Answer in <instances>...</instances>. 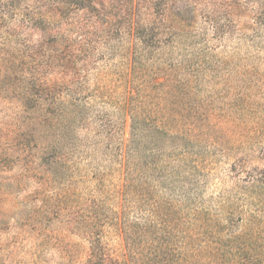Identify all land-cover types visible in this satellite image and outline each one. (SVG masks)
Returning <instances> with one entry per match:
<instances>
[{
	"label": "rangeland",
	"instance_id": "rangeland-1",
	"mask_svg": "<svg viewBox=\"0 0 264 264\" xmlns=\"http://www.w3.org/2000/svg\"><path fill=\"white\" fill-rule=\"evenodd\" d=\"M105 1L110 4L101 27L89 24L82 31L79 16L66 18L57 2L0 0V264H82V259L87 264L81 252H65L43 235L67 230L64 220L75 210L65 217L44 204L60 199L58 193L64 191L92 190L94 172L119 210L115 190L122 186L124 163L111 156L126 148L136 152L133 158L126 155L127 161L135 163L139 183L149 190L140 208L145 210L168 187L163 179L168 161L177 165L169 156L174 143L169 146L168 128L161 126L160 134H152L157 132L152 123L168 124V111L169 117L189 118L200 129L216 124L228 135L227 146L232 139L240 142L233 150L218 135L216 153L210 149L202 155L209 175L197 187L200 202L223 203L225 210L241 207L232 188L231 158L245 157L248 169H264V0H134L135 27L150 24V30L134 36L136 63L128 74L133 79L129 91L141 108L132 146L126 145L129 115L116 114L113 102L123 97L120 78L129 70L123 56L133 36L126 31V14L115 16L122 0ZM176 6L174 13L171 7ZM61 32L68 38L52 43ZM171 32L179 33L175 42L182 43L174 50H169ZM174 60L180 64L171 70ZM175 78L186 85H176ZM168 86L169 101L163 98ZM71 103L93 105L94 110L85 108L88 117L75 122L81 107L70 114L75 110ZM102 117L114 123L112 138L97 129ZM223 149L225 159L219 154ZM80 176H86L82 184ZM182 181L188 182L185 177ZM65 233L68 242L77 237ZM137 241L135 236L127 239L130 245ZM122 243L114 237L110 251L120 256L125 252Z\"/></svg>",
	"mask_w": 264,
	"mask_h": 264
},
{
	"label": "trees",
	"instance_id": "trees-1",
	"mask_svg": "<svg viewBox=\"0 0 264 264\" xmlns=\"http://www.w3.org/2000/svg\"><path fill=\"white\" fill-rule=\"evenodd\" d=\"M51 1L57 2L60 10L65 9L66 18L74 13L78 15L82 31L83 27L86 28L89 24H97L101 27V19L110 4L105 0ZM121 3L120 7L116 6L119 12L115 16L118 18L126 14L125 18L128 19L129 24L126 31L133 38L130 40L131 43H128L126 54L123 56L125 66H129L128 73L120 78L124 89L123 97L114 100L113 107L116 114L121 117L124 114L129 115V137L126 145L132 146L141 126V108L135 102V96L129 91L133 79L128 74L131 75L136 63L133 55L136 42L134 36L144 30H150V24L143 28H138L137 25L136 28V22L133 21L136 10L134 0H122ZM171 8L174 13L178 11V6ZM37 18L42 23H46L44 16L40 15ZM28 24H33L31 18L28 19ZM102 24L107 25L108 20H103ZM67 38L66 32H61V35L55 34L51 42L60 40L63 43ZM178 38L180 34L176 32L168 35L169 45L173 47L169 50L181 46V41L175 42ZM51 47L52 52L54 48ZM174 61L169 64L171 70L180 64L177 60ZM170 78L172 77H169L168 73V80ZM82 79L86 80L88 76H82ZM175 80L178 86L186 85L179 78ZM170 88L168 86V90L163 93V98L166 99L168 96V101L172 93ZM60 104L66 108L64 103ZM71 105L75 106V110L70 111L73 115L76 113V108L81 107L80 113L75 116V122L81 123L88 117L84 116L87 112L85 108L91 113L94 110L93 105L92 107L74 103ZM98 122L97 129L104 133L106 139L112 138L111 127L114 123L104 117L98 119ZM157 122L159 123H152L157 131H153L152 134H160L162 127L168 128L169 146L174 143L169 156L177 162V165H170L171 162L168 161V166L164 167L163 179L168 187L163 186L159 195L152 198V202L143 210L146 213L140 208L146 199L144 192L149 190H144L143 184L139 183L135 163L127 161L126 155L133 158L136 152L125 148L119 153L115 151L117 155L111 156L112 160L122 159L124 163V168L121 170L122 186L119 190H115L120 196L119 210L111 204V194L102 186V177L93 172L92 190H87L86 193L83 190L64 191L58 193L60 199H53L52 202L44 204L53 207L65 217V214L72 209L75 210V215L71 219L64 220L67 230L56 233V229H53L51 232H43V235L49 236L50 241H53L55 246L58 244L65 252L73 250L81 252L85 255L87 264H264V169H248L245 157L231 158L229 171L235 177L232 180V188L237 191V199L242 202L241 207H230L225 210L221 205L223 203L216 202V199L213 200L216 203L200 202L196 197L197 187L202 186L209 175L202 155L207 153V150L210 152V149L216 153L213 142L218 135L224 140V147H232L233 150L241 146L240 142L232 139V142L229 141L230 146H227L228 135L222 133L221 127L216 124L210 126L204 124V128L200 129V126L189 118L169 117V111L167 125L164 126L161 121ZM144 123L147 125L148 122L144 121ZM208 131L211 135L210 139L206 137ZM225 151L224 149L219 151V154L223 153L221 155L224 159L228 155ZM85 177L77 178L79 184L83 183ZM183 177L188 182H183ZM176 180L177 184H181L180 186L175 184ZM80 192L88 198L84 199ZM70 195L73 200L69 203ZM221 196L218 198H222ZM85 200L87 204H83ZM130 214L134 216L131 218L133 224L128 220ZM219 215H224L226 218L222 220ZM65 232L77 236L76 239L72 242L64 240ZM131 236L137 237V244L130 245L127 242ZM114 237L123 239L125 252L121 250L120 256L110 251L111 239ZM127 256H129L128 261ZM81 261L85 262L84 259Z\"/></svg>",
	"mask_w": 264,
	"mask_h": 264
}]
</instances>
